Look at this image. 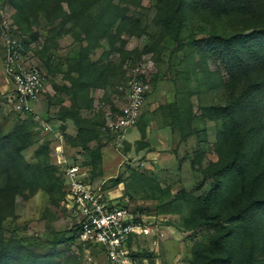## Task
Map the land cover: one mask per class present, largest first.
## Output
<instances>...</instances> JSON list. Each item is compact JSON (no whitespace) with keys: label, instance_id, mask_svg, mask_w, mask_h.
Segmentation results:
<instances>
[{"label":"rangeland","instance_id":"rangeland-1","mask_svg":"<svg viewBox=\"0 0 264 264\" xmlns=\"http://www.w3.org/2000/svg\"><path fill=\"white\" fill-rule=\"evenodd\" d=\"M0 19L50 85L31 114L14 112L0 43V264H109L77 237L47 242L76 221L57 177L62 156L108 197L152 214V234L129 245L133 264H199L192 251L201 254L213 231L193 213L199 204L226 216L250 193L264 196V92L243 94L235 121L225 116L217 107L234 104L244 67L225 44L200 42L263 22L204 16L189 2L174 14L172 0H0ZM132 76L147 84L145 99L117 141L104 116ZM237 130L247 133L246 158L226 166ZM249 228L254 256L264 260V208ZM233 240L240 255L250 243L244 223Z\"/></svg>","mask_w":264,"mask_h":264},{"label":"built area","instance_id":"built-area-1","mask_svg":"<svg viewBox=\"0 0 264 264\" xmlns=\"http://www.w3.org/2000/svg\"><path fill=\"white\" fill-rule=\"evenodd\" d=\"M1 50L4 71L13 85L8 97L16 113H32L34 105L50 89L47 72L29 56L14 37L11 27L0 19ZM147 84L139 76L126 81L124 94L104 116L103 129L114 140L124 139L141 115ZM60 172L65 191L66 208L79 225L78 239L101 248L109 264H133L129 245L136 238L151 235L153 216L144 208H131L113 200L87 180L78 162L68 163L62 156Z\"/></svg>","mask_w":264,"mask_h":264},{"label":"trees","instance_id":"trees-1","mask_svg":"<svg viewBox=\"0 0 264 264\" xmlns=\"http://www.w3.org/2000/svg\"><path fill=\"white\" fill-rule=\"evenodd\" d=\"M189 2L193 6L198 14L212 15V14H239L244 15V18L253 20L254 22L264 23V0H172V12L178 14L182 11L183 7ZM247 34H237L229 38H219L217 36H210L205 40H201L203 44H225L227 51L231 52V57L241 63L244 67V86L239 96L233 101L234 104H230L226 107H217L223 112V114L229 117L232 121L236 120V114L240 108H237L240 99L244 94L245 98L249 97L252 92L261 90L264 92V24L255 26L245 25ZM244 43V52L238 49ZM244 53V57H243ZM257 69V73L252 75ZM73 95V94H72ZM246 109H244L245 111ZM31 113H28V115ZM255 127V124L251 126V129ZM247 133L241 134L240 130H237L233 135L232 141L235 143L233 146V155L231 160L226 166L237 167L245 158L246 154L242 150V143L246 138ZM24 145L17 147L20 150ZM61 175V174H60ZM58 173L60 184L63 185V180ZM113 184H117L119 180L117 178L112 179ZM264 208V196L254 197L253 193L244 205H238L231 213L226 216H222L217 210H211L205 202L199 204V207L193 211L197 217L201 218L202 224H208L213 228L211 235L209 236V243L202 246V253L198 254V249H193L192 256L195 262L199 264H264V260H260L254 256V243L250 238L251 229L249 228V221L253 217V214ZM244 219V221H242ZM244 223V231L247 233L250 243L247 248L237 254V249L234 245L233 233L235 228L239 224ZM199 223L193 224L198 225ZM79 225L73 224V228L69 229L66 235L53 234L48 243L52 245L62 244L67 240L74 237L78 238ZM96 246V245H95Z\"/></svg>","mask_w":264,"mask_h":264}]
</instances>
